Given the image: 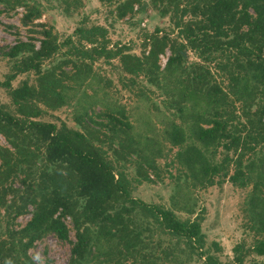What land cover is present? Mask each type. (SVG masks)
<instances>
[{"label": "trees", "instance_id": "obj_1", "mask_svg": "<svg viewBox=\"0 0 264 264\" xmlns=\"http://www.w3.org/2000/svg\"><path fill=\"white\" fill-rule=\"evenodd\" d=\"M139 2L118 1L117 16L132 13L134 4ZM5 3L10 7L23 4V24L40 16L38 7L28 0H5ZM150 3L160 15H170L179 39L155 29L145 37L143 45L148 49L144 57L132 53L128 45L108 47L107 29L101 25L75 28V42L70 35L58 43L49 27L39 31L42 38L38 45L30 38L7 49L0 47V55L13 60L10 72L0 80V87L6 89L14 106L11 112L9 105L0 102V134L9 145H0V208L8 210L16 206V214L24 212L28 205L34 208L17 239L9 247L1 244L0 253L11 259L0 264H35L27 250L48 232L67 239L62 220L65 216L71 218L76 231L69 264L92 263L97 257V253L92 254V247L102 253V240L113 241L125 251L136 249L139 244L145 246L142 233L154 229L184 242L204 257L205 264H243L249 253L264 255V0H150ZM65 10L68 12L69 7ZM62 46L67 47L64 55L68 56L63 63H72L77 76L81 71L90 73L94 60L115 57L122 70L132 77L151 73L159 69V55L166 48L172 52L166 69L180 65L181 51L185 48L196 52L204 63L216 60L215 70L228 84L221 87L211 82L208 78L213 73L208 65L200 63H194L196 67L184 75L180 73L174 90L175 102L179 103L178 119L182 122L168 119L165 134L172 145L179 146L175 158L182 164L185 176L195 184L220 185L226 179L242 189L250 186L245 196L246 208L252 217V228L263 237L245 252L237 244L234 260L223 263L216 256L199 251L205 242L201 214L194 219H180L171 207L134 197V183L150 182L156 165L149 155L142 154L134 177L119 168V158L138 153L141 143L128 132L131 125L127 119L124 121V108L105 111V123L96 121L107 130L94 127L89 115L87 121L78 120V128L69 127L62 120L59 124L42 120L46 109L55 110L66 101L69 87L66 76L53 67L42 69V62L53 57ZM28 71L34 73L35 83L22 80L13 87L11 82L16 76ZM156 136L150 139L153 144ZM185 137L189 143L181 147L179 144ZM105 144L115 155L114 161ZM259 146L263 149L260 154L255 150ZM219 148L224 155L217 160ZM157 151L151 148L152 153ZM248 151L254 152L244 164ZM24 168L30 182L25 184L20 202L6 204L10 185L5 183ZM152 223L157 227L151 229Z\"/></svg>", "mask_w": 264, "mask_h": 264}, {"label": "rangeland", "instance_id": "obj_2", "mask_svg": "<svg viewBox=\"0 0 264 264\" xmlns=\"http://www.w3.org/2000/svg\"><path fill=\"white\" fill-rule=\"evenodd\" d=\"M67 1L65 4L63 0H28L31 5L38 7L40 16L23 24L22 16L25 13L23 4L10 7L5 0H0V47L7 49L19 40L30 38L38 45L39 39L42 38L39 31L49 27L56 35L58 43H62L67 36H73L75 28L92 25L106 27L108 47L113 48L116 44L128 45L132 53L143 57L148 49L143 45L146 43L145 37L155 29L168 33L172 39H179L170 15H160L152 7L150 0H139V3L134 4L132 13H127L122 18L117 16L116 7L118 1L123 0L111 3L100 0ZM66 6L69 7L68 12L65 10ZM76 39V35L73 36L74 42ZM66 49V46H62L53 57L42 62V69L53 67L58 74L63 73L69 86L64 105L55 110L46 109L47 113L43 115L42 120L57 124L62 120L69 127L78 128V120L87 121L89 115L91 121L95 123L94 127L96 125L107 130L97 125L96 121L105 123L106 119L103 116L105 111L111 108H124L126 113L124 121L127 119L131 125L128 132L133 135V139L141 143L137 148L138 153L119 158V168L124 169L129 177H134L135 166L142 161V154L149 155L156 165V173L150 174V182L134 183L136 184L132 192L134 197L171 207L180 219H194L197 214H201V231L205 242L204 247L199 251L212 254L223 263L234 260V247L237 244L241 245L245 252L263 237V234L252 228V217L246 208L245 196L250 186L242 189L226 179L220 185L200 187L195 184L190 177L185 176L182 164L175 158L179 146L172 145L165 134L168 119L182 122L178 119L179 103L175 102L174 90L176 77L180 73L184 75L192 67H196L194 63H200L203 66L208 65L213 73L208 78L211 82L215 81L221 87L228 84L221 78L220 72L215 70L216 60L210 64L204 63L197 57L196 52L185 48L181 51L183 58L178 67L172 66L173 68L166 69L168 60L164 66L159 60L157 71L132 77L122 70L117 57L110 60L98 58L91 62L90 73L81 71L77 76L72 63H63L68 57L64 55ZM165 50H168L169 58L172 52L169 48ZM12 64V59L0 55V80L10 72ZM198 70L200 68H196V71ZM35 79L34 73L28 71L18 74L11 83L16 87L22 80L35 83ZM0 102L9 105L10 111L13 112L14 106L6 89L2 87H0ZM203 126L206 127L207 124L204 123ZM185 130L187 133L188 129ZM154 134H157L155 144L150 141ZM188 143L189 140L185 137L179 145L182 147ZM0 145L9 146L1 134ZM104 146L107 148L108 156L114 161L115 155L111 148L107 144ZM152 147L157 148L158 151L152 153ZM255 150L258 154L263 151L260 146ZM254 151L247 152L244 164ZM223 155L224 151L219 148L217 160L222 159ZM229 169L232 172V166ZM24 170L25 168L5 183L10 185L6 204H12L14 200L16 205L20 202L19 197L25 189V184L30 182ZM217 179L218 177L215 178ZM15 207L11 206L8 210L0 208V246L3 244L4 248L9 247L13 239H17L19 230L30 221L34 209L32 205H28L24 212L16 214ZM62 220L67 228L68 238L60 239L55 233L48 232L35 240L27 250L30 260L35 264H69L71 249L76 242V231L69 216H65ZM149 226L151 229L157 227L154 223ZM91 228L92 231L95 230L93 226ZM142 237L146 245L139 244L136 249L130 251L118 248L113 241L102 240L100 246L102 253L92 247V254L97 253V257L91 260L92 263L87 264H205L204 257L190 247H186L184 242L176 237L160 233L156 229L143 232ZM90 257L88 253V261ZM9 259L11 257L0 253V263H8ZM243 264H264V255L249 253L244 257Z\"/></svg>", "mask_w": 264, "mask_h": 264}, {"label": "built area", "instance_id": "obj_3", "mask_svg": "<svg viewBox=\"0 0 264 264\" xmlns=\"http://www.w3.org/2000/svg\"><path fill=\"white\" fill-rule=\"evenodd\" d=\"M168 54H169L168 50H165L163 53L159 55V60L162 66H164L165 63L167 62Z\"/></svg>", "mask_w": 264, "mask_h": 264}]
</instances>
